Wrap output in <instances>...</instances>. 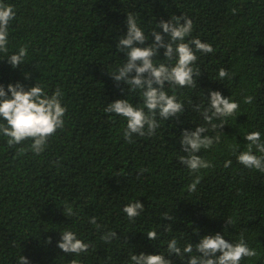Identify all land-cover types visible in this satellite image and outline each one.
Instances as JSON below:
<instances>
[{"label": "trees", "instance_id": "obj_1", "mask_svg": "<svg viewBox=\"0 0 264 264\" xmlns=\"http://www.w3.org/2000/svg\"><path fill=\"white\" fill-rule=\"evenodd\" d=\"M2 2L14 6L16 19L9 27L8 53H0V85L6 92L16 83L25 90L37 83L49 93L60 88L67 113L64 128L39 156L29 149L30 141L9 146L0 135V264H17L19 256L29 264H130V254L141 253H164L172 264H181L176 256H167L168 240L175 237L182 247L217 233L233 243L243 235L256 250V257L241 264H264V173L246 169L236 159L247 147L248 133L259 131L264 139V0ZM130 12L137 14L148 44L149 32L161 20L185 15L194 24L190 38L214 49L197 53V88L175 91L185 108L179 119L160 120L154 136H134L133 143L123 139L126 121L104 112L119 99L142 104V90L128 92L127 85L111 78L125 62L116 45L126 35ZM23 45L28 46L25 62L13 68L7 58ZM163 51L157 63L163 61ZM221 68L232 78L221 80ZM209 91L238 102L240 109L217 130L220 142L198 153L214 167L199 173L201 182L191 193L187 185L194 176L179 163L186 155L179 141L182 131L204 124L193 105H206ZM246 96L254 97L251 104L243 103ZM20 147L28 150L18 154ZM227 160L232 163L225 168ZM136 200L144 212L133 223L122 209ZM198 206L210 211L190 224ZM164 212L174 219H162ZM93 216L101 229L89 223ZM168 224L171 231L165 233ZM66 229L91 244L86 253L68 254L57 247ZM152 229L159 235L155 241L146 237ZM109 230L118 239L104 243L101 236Z\"/></svg>", "mask_w": 264, "mask_h": 264}, {"label": "clouds", "instance_id": "obj_2", "mask_svg": "<svg viewBox=\"0 0 264 264\" xmlns=\"http://www.w3.org/2000/svg\"><path fill=\"white\" fill-rule=\"evenodd\" d=\"M15 19L14 6L0 0V53H8L9 27ZM126 27V35L119 38L116 45L117 51L125 55V62L116 69L111 78L117 84L127 85L128 92L142 90V104L133 105L127 99H119L108 103L104 112L115 114L126 121L123 139L127 143H133L134 136L148 138L154 136L160 127V120L179 119L185 108L175 91L197 88L196 80L201 75L197 66V53L207 55L213 53L214 49L210 43L202 42L198 37L190 38L194 24L192 19L185 15L173 16L168 21L161 20L156 24V28L161 31L157 32L154 28L149 32L152 37L150 44L149 36L145 35L144 29L138 24L137 14L131 12L127 14ZM160 49L164 50V59L157 63L156 57ZM27 54L28 46H20L15 54L8 56L7 62L16 68L24 64ZM218 77L221 80L232 78L224 68L219 69ZM166 87L172 94L166 91ZM63 95L60 88L49 93L37 83L28 90L20 83L9 84L7 92L4 86L0 85V135L7 138L9 146L23 145L30 141L31 152L36 156L41 155L48 147L50 138L65 126L67 107L63 105ZM253 99L252 96H246L243 103L251 104ZM239 109L238 102L223 97L219 91H209L206 105L205 103L193 105V110L201 115L204 124L197 126L194 131H182L179 141L181 151L186 154L179 157V163L194 176L192 182L187 185L189 192H196L197 185L201 182L199 173L214 167L210 160L202 158L198 153L211 149L220 142V132L217 130L225 126L228 118L235 117ZM244 139L247 141V147L236 156L237 162L246 169L264 173V139L261 133L250 132ZM27 150L20 147L18 154L22 155ZM231 163V160L225 161L224 167L231 166ZM56 164L58 166L59 161ZM143 171L145 170L142 169L141 172ZM122 211L127 219L134 223L144 212V205L139 200L130 201ZM208 211L210 210H206L205 206L195 207L190 224L199 223ZM68 214L73 215L71 210ZM162 219L172 221L174 217L164 212ZM89 223L98 230L102 227L97 223L95 216L89 219ZM214 224L216 227L218 223ZM226 224L231 225L232 221L229 219ZM169 231L171 224L164 225L163 232ZM196 233L195 236H198ZM146 237L149 241L159 239L155 229L148 231ZM115 239H118L117 233L110 230L101 236L104 243H110ZM227 239V235L220 233L206 234L197 244L187 242L181 247L179 240L173 237L167 241L166 252L167 256L174 255L180 259L181 264H241L242 259L258 255L255 249L248 246L243 235L234 243ZM48 242L51 243V240ZM57 247L64 253L80 255L86 253L91 244L79 239L75 231L66 229L60 235ZM165 257L164 253L130 254L129 261L130 264H172V261ZM185 257H188L186 261ZM17 264H29V261L19 256ZM71 264L77 262L73 260Z\"/></svg>", "mask_w": 264, "mask_h": 264}, {"label": "bare ground", "instance_id": "obj_3", "mask_svg": "<svg viewBox=\"0 0 264 264\" xmlns=\"http://www.w3.org/2000/svg\"><path fill=\"white\" fill-rule=\"evenodd\" d=\"M230 240H232V239H230ZM233 241V240H232Z\"/></svg>", "mask_w": 264, "mask_h": 264}]
</instances>
